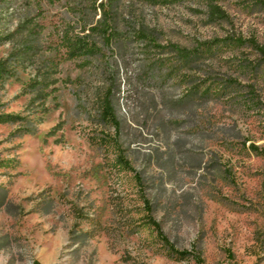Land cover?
I'll list each match as a JSON object with an SVG mask.
<instances>
[{
    "label": "rangeland",
    "instance_id": "374dc122",
    "mask_svg": "<svg viewBox=\"0 0 264 264\" xmlns=\"http://www.w3.org/2000/svg\"><path fill=\"white\" fill-rule=\"evenodd\" d=\"M101 1L0 0V36L36 18L46 46ZM114 18L117 40L61 64L41 124L34 67L0 78V264H264V0H121Z\"/></svg>",
    "mask_w": 264,
    "mask_h": 264
},
{
    "label": "trees",
    "instance_id": "16d2710c",
    "mask_svg": "<svg viewBox=\"0 0 264 264\" xmlns=\"http://www.w3.org/2000/svg\"><path fill=\"white\" fill-rule=\"evenodd\" d=\"M98 0H96L97 2ZM158 4H174L183 0H153ZM121 0H102L95 7L96 11L101 12L100 20L93 26L82 27L80 31H76L69 26L61 29L55 28V40L47 43L46 46H41L39 37L47 24H37L36 18L26 19L23 23L17 26L15 31L7 36H0V47L12 42L17 36H21L20 44L13 48L7 58L0 62V78L9 79L17 74L18 68L26 70L28 67H34V75L29 82L24 85L22 94L31 95L29 107L38 106L39 113L36 124L43 122L44 116L52 109H57V105L47 106L49 98L53 97L58 91V83L60 79V66L64 61L73 60L83 56H94L101 52L98 39L104 46H110L113 41L117 40V32L115 28L114 10L118 8ZM232 43L238 46L250 44V40L243 37L233 38ZM210 46V45H209ZM178 61L183 64L192 62L200 48L189 50L182 48L176 44L169 46ZM54 53L53 55L41 58L42 53ZM264 54V51L261 50ZM40 57V59H39ZM112 95L106 97L103 106L102 117L106 122H111L119 127V122L116 118L114 107L112 105ZM6 122L22 123L26 118L18 116H5ZM24 134H30L32 130H23ZM163 241L170 246L169 242L162 237ZM180 256H185L186 252H176Z\"/></svg>",
    "mask_w": 264,
    "mask_h": 264
}]
</instances>
